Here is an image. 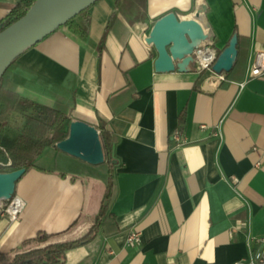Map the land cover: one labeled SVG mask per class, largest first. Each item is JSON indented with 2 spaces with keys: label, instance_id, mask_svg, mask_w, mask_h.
Returning a JSON list of instances; mask_svg holds the SVG:
<instances>
[{
  "label": "crops",
  "instance_id": "1",
  "mask_svg": "<svg viewBox=\"0 0 264 264\" xmlns=\"http://www.w3.org/2000/svg\"><path fill=\"white\" fill-rule=\"evenodd\" d=\"M20 1L0 0V19ZM203 3L218 52L237 32L246 58L223 79L157 71L158 52L145 40L154 21L171 10L192 16ZM88 13L87 35L60 26L12 60L4 84L105 122L116 164L46 146L17 182L21 217H0V251L40 231L79 238L97 221L61 264H233L248 255L264 235V78L245 79L264 48V0H147L142 20L117 0H97ZM131 229L141 231L136 245Z\"/></svg>",
  "mask_w": 264,
  "mask_h": 264
},
{
  "label": "water",
  "instance_id": "2",
  "mask_svg": "<svg viewBox=\"0 0 264 264\" xmlns=\"http://www.w3.org/2000/svg\"><path fill=\"white\" fill-rule=\"evenodd\" d=\"M97 0H35L27 11L10 25L0 24V77L12 60L25 49L35 45L60 26L67 23ZM206 4L200 5L192 16L180 17L171 10L158 17L145 40L155 46L157 71H197L194 50L204 41L215 40L208 20L202 21ZM238 57V33L218 53L212 69L216 73L230 71ZM56 147L91 164L105 161V150L98 127L86 120L73 118L69 135L56 142ZM25 166L0 170V200L16 193L17 182Z\"/></svg>",
  "mask_w": 264,
  "mask_h": 264
},
{
  "label": "trees",
  "instance_id": "3",
  "mask_svg": "<svg viewBox=\"0 0 264 264\" xmlns=\"http://www.w3.org/2000/svg\"><path fill=\"white\" fill-rule=\"evenodd\" d=\"M34 1L23 0L13 6L6 16L0 19L3 28L20 18ZM117 4L131 19L146 18L147 0H117ZM89 24L88 8L65 23L82 36L88 34ZM238 39V58L233 68L226 72L227 76L233 75L241 61L246 58L247 51L241 46L245 37L238 35ZM103 43L102 38L100 48ZM4 75L5 73L0 77V170H13L22 166L28 170L46 146H55L56 142L69 135L70 122L77 117L69 112L65 101L60 100V103L49 105L6 86ZM17 116H21L22 120L14 122L12 119ZM183 122L184 115L181 114V123ZM96 126L100 130L105 150L104 162H108L110 168H113L116 164L113 161L115 134L103 121ZM111 178L110 176V182ZM110 188L111 183L107 186L108 194L111 192ZM97 223H93L79 238L56 240L53 238L54 233L40 231L11 252L0 251V264H61L65 251L87 241L95 233Z\"/></svg>",
  "mask_w": 264,
  "mask_h": 264
},
{
  "label": "built area",
  "instance_id": "4",
  "mask_svg": "<svg viewBox=\"0 0 264 264\" xmlns=\"http://www.w3.org/2000/svg\"><path fill=\"white\" fill-rule=\"evenodd\" d=\"M218 53L219 52L214 46L213 41L202 42L194 50V54L196 56L195 64L197 67V72L203 73L210 71L218 75L220 79L225 78V72L216 73L212 69V65L215 62ZM254 77L264 78V48L256 51L245 79ZM174 136L177 140H181V131L177 130ZM233 178L234 181L237 180L236 177ZM25 206V199L19 194L15 193L10 199L0 200V217L6 218L11 222L16 221L21 217ZM254 240L255 245L250 246L248 255L236 260L233 264H264V235L258 236ZM140 241L141 231L131 229L128 233V242L132 245H136L140 243Z\"/></svg>",
  "mask_w": 264,
  "mask_h": 264
},
{
  "label": "rangeland",
  "instance_id": "5",
  "mask_svg": "<svg viewBox=\"0 0 264 264\" xmlns=\"http://www.w3.org/2000/svg\"><path fill=\"white\" fill-rule=\"evenodd\" d=\"M12 120H13L14 122H15V121H21L22 118H21V116H17V117H13Z\"/></svg>",
  "mask_w": 264,
  "mask_h": 264
}]
</instances>
